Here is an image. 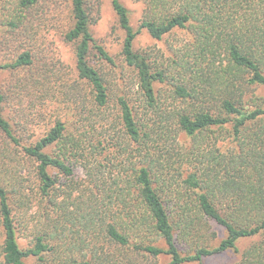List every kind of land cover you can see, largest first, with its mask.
I'll return each instance as SVG.
<instances>
[{"label": "trees", "instance_id": "trees-1", "mask_svg": "<svg viewBox=\"0 0 264 264\" xmlns=\"http://www.w3.org/2000/svg\"><path fill=\"white\" fill-rule=\"evenodd\" d=\"M38 1L17 0V15ZM142 2L144 11L135 30L126 7L111 0L124 34L121 57L136 78V106L119 96L113 100L116 117L99 112L109 106L111 96L106 74L93 65L91 57L94 54L108 67L114 61L90 32L88 0H69L71 25L64 39L74 47L75 90L81 110L75 122L85 138L67 134L66 125L56 121L33 145L22 148L37 163L40 194L50 199L57 180L49 170L72 178L73 159L92 179L90 165L104 144L102 139L92 140L97 122L102 121L105 129L108 122L113 129L118 127V138L124 143L116 146L117 152L125 153L131 166L124 170L129 172L124 177L113 180V190L106 189L111 191L107 202L101 200L106 205L82 216L84 239L94 250L91 258L78 259L64 249L68 245L60 225L71 218L66 211L70 191L57 201L61 213L56 212L53 229L36 235L31 247L21 249L8 193L0 185V264L43 262L47 255L53 257L51 264H142L140 256H167L168 264H204L206 258L230 251L239 255L234 264H264V101L255 94L264 89V0ZM142 30L155 40L187 31L191 42L175 50L164 66L148 50H134ZM31 65V54L23 51L7 67ZM161 84L170 87L173 107L169 111L162 110L155 90ZM4 99L0 92V133L18 145L2 114ZM149 110L165 115L175 128L174 135L163 127L161 131L147 126L141 113ZM180 134L191 139L185 151L176 143ZM162 138L172 142L165 153L158 150ZM51 146L57 147L56 155L47 153ZM50 201L55 204V199ZM209 222L220 227L224 237L214 246L193 245L194 232L215 238ZM157 239L161 245L155 243ZM245 240L251 242L239 250L238 243ZM104 244L113 251H104Z\"/></svg>", "mask_w": 264, "mask_h": 264}, {"label": "rangeland", "instance_id": "rangeland-1", "mask_svg": "<svg viewBox=\"0 0 264 264\" xmlns=\"http://www.w3.org/2000/svg\"><path fill=\"white\" fill-rule=\"evenodd\" d=\"M119 1L128 10L130 24L136 30L144 11L142 0ZM16 3L17 0H0V92L5 98L2 114L8 121L13 136L19 142L15 145L0 133V185L8 193L15 219L17 243L21 249L31 247L36 235L53 229L56 212H60L57 201L65 199L70 191L66 211L71 214V218L69 221L63 220V224L60 225L63 242L68 245L64 249L70 256L89 260L94 250L84 239L87 234L83 229L82 216L88 214L93 207L98 210L106 205L101 202L103 199L105 202L108 201L105 197L111 191L106 193V189L113 190V180L129 173L124 171L131 166L127 161V155L119 154L116 148L119 143H124V140H119L118 127L113 129L112 122H108L107 129L103 127L102 121L97 122L98 127L93 133L92 140L96 142L102 139L104 144L97 155L99 157L90 165L94 174L92 179L88 178L79 162L73 163L71 159L73 177L65 178L59 171L50 169L49 174L57 180V185L50 199L40 194L36 176L37 163L27 157L22 148L33 145L56 121L66 125L67 134L82 140L85 138L83 128L75 122L80 108L75 90L77 77L74 68V47L64 39L71 25L70 3L69 0H39L34 8L18 15L17 7L15 11ZM88 3L91 12L90 32L95 42L102 46L114 61V66L108 67L98 61L94 54L91 57L93 65L106 74L105 79L111 96L109 106L99 112L116 117L117 108L113 102L115 98L126 96L130 105L136 106L135 99L138 97L136 78L121 57L124 34L118 27L111 0H88ZM10 22L18 28L11 27ZM190 42L191 37L187 31H175L161 40H155L142 30L135 38L133 48L136 51L148 50L153 58L160 59L165 66L166 62L172 59L175 50ZM23 51H29L31 54L32 65L15 70L8 68L7 66ZM155 90L162 102V110H171L173 102L169 98L170 87L161 84L156 86ZM255 94L264 101V89L256 90ZM142 112L141 117L147 126L161 131L163 127L164 131L174 135L175 128L169 125L171 121H168L165 115L152 110ZM228 140L223 143L225 149L229 148ZM176 143L185 151L191 146V139L180 134L176 137ZM171 144V140L165 142L162 138L158 150L165 153V148ZM46 151L56 155L57 147L51 146ZM51 199H55V204L50 201ZM209 225L211 232L216 234L215 238L208 237L203 232H194L193 245L205 243L214 246L224 237V231L220 227L210 222ZM203 234L205 236L200 237ZM146 238L150 239V235ZM2 240L0 228V247ZM250 242L251 240L240 241L239 250ZM155 243L161 245L158 239ZM103 249L106 252L113 251L108 244H104ZM238 259L239 255L230 251L206 258L204 264H234ZM52 262L53 257L50 255L45 256L43 262L33 259L27 261L28 264ZM140 262L168 264L169 258L162 256L157 259H146L140 256Z\"/></svg>", "mask_w": 264, "mask_h": 264}]
</instances>
